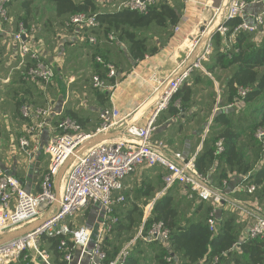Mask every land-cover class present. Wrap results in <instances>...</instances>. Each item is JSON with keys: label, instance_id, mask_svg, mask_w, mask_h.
<instances>
[{"label": "built area", "instance_id": "obj_1", "mask_svg": "<svg viewBox=\"0 0 264 264\" xmlns=\"http://www.w3.org/2000/svg\"><path fill=\"white\" fill-rule=\"evenodd\" d=\"M100 1L114 5L113 9L116 11L140 14L147 13L159 3V0H120L116 4L115 0ZM193 2L194 0H182L185 6ZM261 3L264 0H251L250 5ZM10 4L11 0H0V23L10 21ZM248 5L245 0H225V10L218 11V25L211 36L203 38L204 31L211 29L212 25L209 23L203 26L202 35L197 40L192 39L187 48L190 51L188 56L197 51L195 61L167 80H154L158 85L154 95L158 97L153 102L149 115L142 112L141 106L130 113L114 106L106 108L100 112V125L92 133L84 132L75 119H62L57 127L58 134L44 148L50 165L42 177L39 192L27 191L17 178L0 168V232L25 231L23 235L0 244V264H53L50 252L42 247L45 239L53 238L61 239L57 251L63 255L65 264H82L84 261L86 264H127L139 240L150 244H167L170 240V229L162 221L154 222L147 231L144 232L142 228L136 238L124 245L115 259L108 261L105 240L120 222L115 208L126 202L124 181L143 167H160L165 171L164 187L158 193L159 197L164 196L174 186L182 185L193 197L209 203L212 211L208 225L212 233L218 232L220 221L216 214L226 201L223 188H216L210 175L199 172L196 159L187 160L180 152H170L166 143L154 140V135L158 129V118L168 110L175 96L194 72L200 70L206 73L204 65L210 62L214 53L213 34L218 33L226 41L233 42L235 33L228 39L229 28L226 23L245 18L248 15ZM250 19V22L244 21L235 32L263 33L264 8L250 15ZM99 26L96 16L87 14L74 15L66 23V28L77 34L84 29H97ZM36 29L20 22L18 30L12 34V40L16 46L19 65L23 69V80L37 82L45 87L54 81L56 73L37 41L34 34ZM180 30L178 26L174 28L175 33ZM108 41H116V36L109 34ZM88 42L96 46L98 39L92 35ZM95 61L106 69L107 79L117 78L114 65L105 63L101 57H96ZM92 84L95 89L108 88L105 80L98 75L92 77ZM249 92V88H240V100L236 103H244ZM232 107L233 104L221 109L227 113ZM221 109L217 108L215 112ZM53 113L52 107L23 105L21 108L22 117L31 122L30 134L38 139L48 126V119ZM113 134L116 136L109 139V135ZM255 136L264 142V127H260ZM20 145L22 149H27L28 139L23 138ZM38 147L39 144L36 149ZM223 152L224 141L219 140L215 155ZM56 179L60 184L58 189L55 186ZM249 180L250 175L244 176L242 187L252 196L256 193L257 186L249 183ZM223 184L225 188L228 181ZM91 208L97 210L99 216L94 228L70 225L72 220H76ZM236 210L242 224L248 221L246 237L241 243L253 240L264 242V206L255 202L248 209L236 206ZM33 225L34 227L27 230ZM166 260L172 262L171 257H166ZM215 261H219V258Z\"/></svg>", "mask_w": 264, "mask_h": 264}, {"label": "crops", "instance_id": "obj_2", "mask_svg": "<svg viewBox=\"0 0 264 264\" xmlns=\"http://www.w3.org/2000/svg\"><path fill=\"white\" fill-rule=\"evenodd\" d=\"M119 1L115 0L114 3H119ZM161 3H167L179 9L180 20L177 26L181 30L178 33L174 32L171 36H166L165 32H161L160 36L154 37V45L157 43L156 46L160 49L159 53L155 56H146L144 60L137 62L131 60L128 47L124 43L106 42V40L101 39L97 46L88 44L87 39L90 34L88 32L77 34L73 30V32L68 30L66 28L67 22L64 23V17H57L54 8L52 12L48 11L49 17L46 23H43L42 26H35L34 21L37 20L36 16L38 17V15L37 10L32 6L33 10L29 11L27 18L29 21L25 24L30 28H37L34 34L47 61L54 66L56 73L54 81L45 87L37 82L23 80V69L16 57V46L12 40V34L18 30L19 23L23 22L21 16H25L26 13L16 9V6L22 3L15 2L9 6L10 21L0 23V168L17 178L27 191L34 193L40 191L42 177L50 165L49 156L45 154L44 148L49 140L58 134L57 127L62 119L68 117L75 119L80 123L84 132L92 133L100 125V112L106 108L114 106L125 113H130L141 106L142 112L149 115L153 102L158 97L154 95L158 86L154 80H167L190 66L195 61L197 54L195 51L188 56L190 51L187 48L191 40H197L196 38H199L203 33V26L209 23L212 25L211 29L204 31L203 38L211 36L213 29L218 25V11L225 10V0H194L192 4L187 6L182 3V0H159V4ZM250 6L252 8H249L248 16L244 18L247 22L251 21L250 15H254L264 8V3L248 5V7ZM262 34V32L257 33V37L261 38ZM162 40L163 44L160 45ZM107 43L116 46H110ZM231 43L229 40L226 41V45ZM96 53H98L97 56L102 54L106 59L115 62L119 69L114 86L105 80L107 89H95L93 84L89 82L94 75H98L100 78L102 75L101 68H97L94 63ZM212 64L210 60L204 65L206 73H195L193 81L188 82L190 84L188 88L190 86V89L193 90L192 86L197 82V78L201 81L210 79L217 88L218 95H220V83L214 74L219 69H223L216 68L210 72L208 66L211 67ZM190 102H192V96L187 105ZM23 105L53 108L54 113L48 119V126L45 127L39 139L29 132L31 122L22 117L21 108ZM172 106L175 109H180V112L175 114L169 110L162 115L154 140L166 143L170 152H180L187 160L196 159L203 152L205 140H211L223 130V126L214 124L210 138L207 137L217 113L215 112L216 104L208 115L205 112L199 115L191 113L192 110H195L194 107L191 110H189L190 108L188 110L186 108L181 109L177 101ZM229 113L236 115V111L232 109L227 111V114ZM234 128L240 133L236 126ZM115 136L116 134L109 135L108 138ZM23 138H27L29 141L27 149L21 148L20 141ZM37 144H39L38 149H36ZM164 173L165 171L160 167H143L125 179L124 195L126 202L115 208V214L120 218V221L125 218L126 213L138 207L144 210L139 229L141 231L144 228L146 221L151 216L154 204L163 198V196L159 197L158 193L164 187ZM243 180L244 175L235 172L231 174L230 182L228 181L225 188L214 185L216 188H223L226 196L224 207L217 211L218 220L222 224L227 218H233L240 230L238 239L240 243L232 249L234 254L224 258L225 263L230 262V264H236L235 259L242 256V245L249 242L241 243L246 237L248 221L244 224L240 222L236 206L248 209L255 202L264 204L243 190ZM58 182L56 179V189L60 185ZM165 195L171 196L174 206L180 209L178 218L180 224L186 225L187 220L195 223L209 218L212 211L211 205L193 197L186 187L176 185ZM208 209L209 211H207ZM93 210L91 208L79 217L84 220L82 224L76 225V220H72L70 225L94 228L99 216L98 211ZM182 214L185 217L182 218L181 216L180 218ZM32 227L34 225L29 226L27 230ZM21 233L2 237L0 242L9 241ZM136 235L132 239L138 236ZM138 242L139 244L131 254V257L135 256L138 259V264H161L158 257L162 251L158 243L150 244L141 240ZM42 247L50 252L46 240L42 242ZM50 254L52 263L57 264L58 261L54 254L51 252ZM77 259L78 255L76 254L75 263L78 262ZM86 263L84 261L82 264ZM218 263L219 261L213 262V264ZM176 264H181L179 258ZM197 264L207 263L206 260H202ZM240 264H242V260Z\"/></svg>", "mask_w": 264, "mask_h": 264}, {"label": "trees", "instance_id": "obj_3", "mask_svg": "<svg viewBox=\"0 0 264 264\" xmlns=\"http://www.w3.org/2000/svg\"><path fill=\"white\" fill-rule=\"evenodd\" d=\"M35 1L11 0L10 6L15 2L22 3L21 7L26 10V15L22 20L27 24L29 21L27 19L29 11H31V6ZM43 1L51 2L57 17H64L66 20H70L71 17L77 14L96 16L100 26L97 29H84L81 32H88L90 36H96L98 44L101 39L108 40L109 34L113 33L116 36V43L121 42L128 47L129 57L133 62L142 61L146 56L158 54L160 49L156 46L157 43L154 45V37L160 36L161 32H165L166 36H171L180 20L179 9L167 3H158L147 13L140 14L130 11L102 10L97 0ZM245 1L249 5L251 4V0ZM244 21L246 19L238 18L226 23V26L229 28L227 36L229 37L235 33V39L230 44L231 47L226 45L225 38L220 34H213L212 41L215 49L211 60L214 62L211 67L208 66V69L210 72L216 68L231 71L230 77L226 82V87L228 88L227 97H224L223 101L220 100L222 108L236 104L240 100L238 96L240 88H249L250 92L244 99V106L252 105L261 98L263 103L260 105V112H264V40L261 43H256L254 39V36H257L256 33L235 32L236 28ZM87 43L89 44L88 39ZM161 44H163V40ZM97 54H95L96 57ZM103 60L105 63L112 62L106 58ZM95 65L102 70L101 78L114 86L116 78L107 79V72L103 68V65L98 63ZM197 72L203 73L199 70L195 71L191 80ZM103 93L105 94V92ZM191 95L192 90L186 84L175 96L174 100L181 99V102L187 105L191 101ZM169 110L175 114L180 112V109H175L172 104H170L167 111ZM164 113L158 118L157 127ZM232 115H235V113L227 114L224 109L216 113L207 137L210 138L211 129L214 124L223 126V130L211 140H205L206 144L203 152L196 158V166L201 174L210 175L213 185L220 187H223V183L229 181L231 174L235 172L239 175H250L249 183L257 186V191L252 196L256 200L264 202V164L255 169V167H251L245 160L244 153L238 149L240 133L234 128V121L231 119ZM261 118L260 122L254 118L248 124L254 142L253 146H257L261 151L260 158H262L264 142L258 140L255 135L260 127H264V113ZM219 140L224 141V152L215 155L216 143ZM179 210L174 206L173 198L165 195L162 199L156 201L151 216L145 223L144 232L154 222L158 221L164 222L171 231L170 240L167 244L158 243L162 251L158 257L159 262L161 264H176L179 258L181 264H197L202 260H206L207 264H213L215 259L219 258L218 264H230V262L225 263L224 258L234 254L232 249L238 244L240 236L239 227L234 222V219L227 218L225 222L220 223L218 232L212 233L208 225V217L195 223L187 220L186 225L180 224L178 221ZM143 215L144 210L137 207L126 213L125 218L114 227V230L110 234L111 236L109 235L110 237L108 236L105 240V251L108 255V261L115 259L124 245L134 237V235L130 236V240H126L128 234L140 227ZM45 240L47 248L58 261L57 264H65L63 255L57 251L61 239L53 238ZM241 250L242 256L235 259L236 264H240L241 260L242 264H264V242L260 240L249 241L242 245ZM166 257H171L172 262L169 263ZM127 264H138V259L132 256Z\"/></svg>", "mask_w": 264, "mask_h": 264}, {"label": "rangeland", "instance_id": "obj_4", "mask_svg": "<svg viewBox=\"0 0 264 264\" xmlns=\"http://www.w3.org/2000/svg\"><path fill=\"white\" fill-rule=\"evenodd\" d=\"M75 1H80V0H75ZM97 1H98V5L101 7L102 10L107 9L110 11H114L112 6L107 5V4H103V3H101L100 0H97ZM32 6L35 7V10H37L36 13L38 15V17L36 16L37 20L34 21V25L35 26H38V25L42 26L43 23H46V21L49 17L48 11L52 12V9L54 8V6L51 2H47V1H43V0H36ZM32 6H31V11L33 10ZM249 8H252V6L247 7L248 12H249ZM16 9L23 11V13H26V10L24 8H21V4L16 6ZM22 17L24 18L25 16H21V18ZM65 22H69V20L65 19L64 23ZM68 30H71V29H68ZM259 38L260 37L254 36L256 43H261V41L264 40L263 39L264 33L262 34L261 38L260 39ZM106 42H109V41L106 39ZM107 44L110 46H116L115 44H112V43H107ZM229 46L231 47L230 44H229ZM100 55L101 56H97V57H101L102 59L105 58L102 54H100ZM213 62L214 61L211 60V64ZM94 63L96 64L95 58H94ZM111 64L116 67L117 71H119L118 66L116 65L115 62H111ZM230 74H231V71H224V70H220V69L218 70L217 73L214 74V77L220 83V87H219L220 92H221L220 95H218L217 88L215 87L214 83L210 79L201 81L199 78H197L196 79L197 82L195 83V85L192 86L193 87L192 95H191L192 96V102H190V104H188V105H184L180 99H176V100H173L171 104L174 105V103L177 101L178 106L181 109L186 108L187 110L189 108H190L189 110H191L194 107L195 110H192L191 113L193 112V113H195V115H197V114L199 115L202 112H205L206 115H208L209 112L213 109L215 104H216L217 108L221 109L222 107L220 106V103H221L220 100L223 101L224 97H227V93H228L227 89L228 88L226 87V82H227L228 78L230 77ZM72 75H74V74H72ZM205 78H207V77H205ZM191 81H193V79L192 80L190 79L188 82L191 83ZM89 82L92 84V79ZM189 83H187V86L190 85ZM61 86L64 90H66V88L63 85H61ZM189 88H191V87L189 86ZM216 101H217V103H216ZM262 103H263V100L261 98H259L252 105H248L247 107H246V105L244 106V103H240V102L233 104L234 107H232V110L233 109L236 110V115H232L231 119L234 121V125L240 131V139L238 142V149L240 150V152L244 153L245 160L251 165V167H255V169H258L261 166V164L264 163V147L262 150V158H260L261 151L257 146H253L254 142H253L251 130L249 129L248 124L254 118H256L257 121H259V122L261 121V119H262L261 116H263V113H264L263 111L260 112V109H261L260 105ZM261 205L264 206V204H261ZM142 208H144V206H142ZM185 213H186V211H185ZM181 216L183 218L184 214L180 215V218H181ZM81 218L76 219V225H80L84 222V220H82ZM183 221L185 222L186 220H183ZM139 228H137L134 233L128 234L127 235L128 238H126V240H130V236H133L135 234L138 235V233L140 231ZM18 232H20V231H10V230L1 231L0 232V239H2V237H9L10 235L12 236V235H14V233H18ZM123 241H125V240L123 239Z\"/></svg>", "mask_w": 264, "mask_h": 264}, {"label": "water", "instance_id": "obj_5", "mask_svg": "<svg viewBox=\"0 0 264 264\" xmlns=\"http://www.w3.org/2000/svg\"><path fill=\"white\" fill-rule=\"evenodd\" d=\"M21 232H22V233H21ZM19 233H21V234H19V236H21V235H23V234L25 233V231H20ZM19 236H16V237H14V238H12V239H15V238H17V237H19ZM12 239H10V240H12ZM10 240H9V241H10ZM6 242H8V241H6ZM6 242L3 241V243L0 242V244H4V243H6Z\"/></svg>", "mask_w": 264, "mask_h": 264}]
</instances>
